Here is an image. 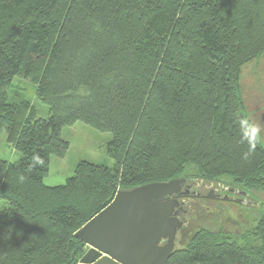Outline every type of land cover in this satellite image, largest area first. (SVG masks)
I'll return each mask as SVG.
<instances>
[{
	"label": "trees",
	"instance_id": "16d2710c",
	"mask_svg": "<svg viewBox=\"0 0 264 264\" xmlns=\"http://www.w3.org/2000/svg\"><path fill=\"white\" fill-rule=\"evenodd\" d=\"M263 54L264 0H0V133L22 154L0 157V264H78L76 232L119 190L226 179L264 191V143L250 151L240 87ZM16 76L47 118L9 101ZM77 122L112 134L115 164L83 160L48 186ZM34 154L44 163L29 172ZM250 234L198 231L166 264H264V216Z\"/></svg>",
	"mask_w": 264,
	"mask_h": 264
},
{
	"label": "rangeland",
	"instance_id": "374dc122",
	"mask_svg": "<svg viewBox=\"0 0 264 264\" xmlns=\"http://www.w3.org/2000/svg\"><path fill=\"white\" fill-rule=\"evenodd\" d=\"M240 87L247 117L260 126L259 138L264 143V54L242 68ZM8 95L11 102L29 101L35 107L37 118L49 116V107L37 98L36 85L30 80L14 77ZM62 137L69 142V149L64 158H51L49 173L44 179L46 185L66 183L73 176L77 164L83 160L114 166L115 160L107 151L108 143L112 140L111 133L77 122L64 127ZM0 157L10 162H16L22 157L7 141L5 130L0 133ZM225 180L206 182V191L228 187L230 181ZM248 199L254 205L242 206L214 199H195L193 203L188 201L192 207L186 214L184 226L178 231L176 249L186 246L198 231L226 232L240 238L251 235V227L264 216V191L251 190Z\"/></svg>",
	"mask_w": 264,
	"mask_h": 264
},
{
	"label": "water",
	"instance_id": "95a60500",
	"mask_svg": "<svg viewBox=\"0 0 264 264\" xmlns=\"http://www.w3.org/2000/svg\"><path fill=\"white\" fill-rule=\"evenodd\" d=\"M182 182L174 179L119 190L105 209L76 232L87 246L78 264H166L183 226L174 197ZM231 192L247 195L236 189ZM162 240H166L163 245Z\"/></svg>",
	"mask_w": 264,
	"mask_h": 264
},
{
	"label": "flooded vegetation",
	"instance_id": "af4514ba",
	"mask_svg": "<svg viewBox=\"0 0 264 264\" xmlns=\"http://www.w3.org/2000/svg\"><path fill=\"white\" fill-rule=\"evenodd\" d=\"M206 183H204L201 180L198 181H186L184 179V182L181 183V191L174 196L177 198L179 202V206L176 208L178 210L177 216L180 218V220L183 222V226L186 220V214L189 211V208L192 207L191 204H189L188 201H195V199H214L218 201H228L232 202L234 204L238 203L240 201V205L242 206H250L253 203L248 199V196L244 195H236L235 193H232L231 191L234 188H226L221 187L217 189H210V191H206L205 187ZM205 188V189H204ZM238 190V189H236ZM242 192L241 190H238ZM244 192V191H243ZM247 194V193H246ZM227 197V199H226ZM192 202V203H193ZM182 226V227H183ZM182 227L179 229V231L182 229ZM166 240H162L160 242L161 245L165 244Z\"/></svg>",
	"mask_w": 264,
	"mask_h": 264
},
{
	"label": "clouds",
	"instance_id": "9594fccd",
	"mask_svg": "<svg viewBox=\"0 0 264 264\" xmlns=\"http://www.w3.org/2000/svg\"><path fill=\"white\" fill-rule=\"evenodd\" d=\"M244 121V123H246L248 125V127L245 129L246 133H247V139L249 141V146H250V151L254 150L256 148L257 142L259 141V133H260V126L256 123H254L253 121H251L250 119L244 118L242 119ZM247 155V153H246ZM32 163L31 166L29 167L28 171L31 172L32 169L36 166V165H43L44 161L43 159L39 156V154H34L31 157ZM20 181L22 182L25 177L23 175H21L19 177Z\"/></svg>",
	"mask_w": 264,
	"mask_h": 264
}]
</instances>
